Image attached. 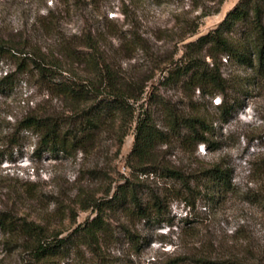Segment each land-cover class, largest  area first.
I'll use <instances>...</instances> for the list:
<instances>
[{"label":"rangeland","instance_id":"1","mask_svg":"<svg viewBox=\"0 0 264 264\" xmlns=\"http://www.w3.org/2000/svg\"><path fill=\"white\" fill-rule=\"evenodd\" d=\"M240 1L0 0V44L47 57L87 81L92 75L64 58L62 48L86 51L85 44L95 42L129 89L136 94L142 89L138 101H129L135 114L149 112L167 133V143H156L142 165L132 157L135 124L120 119L103 124L91 141L68 154H35L36 137L19 130V122L31 114L68 117V105L52 100L33 70H17L23 54L0 57V78L4 72L15 75L13 87L0 91V211L14 215L19 226L25 221L39 226L48 239L63 238L92 221L97 204L127 179L144 184L145 200L151 194L164 197L171 223L157 226L103 210L98 214L107 230L97 248L79 245L60 259L40 262L32 257L26 234L4 235L0 229V264H167L174 259L264 264V76L226 57L216 62L236 104L226 122L217 108L220 96H202L168 80L171 70L192 59L211 67L206 47L195 50L193 43L217 28ZM238 32L236 27L233 36ZM168 114L206 118L214 127V149L181 144L167 129ZM16 138L19 143H12ZM214 164L232 170L236 193L212 202L194 175ZM148 167L155 173L139 171ZM167 170L190 181L192 196H176L180 185ZM245 194L260 199L250 203ZM127 232L137 238L138 248Z\"/></svg>","mask_w":264,"mask_h":264},{"label":"trees","instance_id":"2","mask_svg":"<svg viewBox=\"0 0 264 264\" xmlns=\"http://www.w3.org/2000/svg\"><path fill=\"white\" fill-rule=\"evenodd\" d=\"M152 1L157 4L166 2ZM122 15H125V12ZM236 27H239V32L233 36ZM85 45L86 51L64 46L62 53L64 58L84 65L87 73L92 75V79L87 81L70 76L69 71L61 64L47 57L17 52L15 48L0 44V57L18 59L16 53L23 54L17 64V70L24 72L33 70L46 86L49 97L65 102L70 113L68 117L60 116L59 113L48 116L27 115L19 122L18 128L35 135L36 144L33 148L35 154L45 152L68 154L91 141L101 130L102 125L109 120L120 119L127 121L129 125L134 123L132 157L142 165V162L151 156L156 143H167V133L156 127L149 112L141 110L135 114V109L129 104L130 100H139L142 89L137 94L130 90L107 62L95 42H87ZM193 46L195 50L206 47L205 56L212 61L211 67L205 63L199 65L198 60L192 59L188 64L176 66L171 70L168 80L173 83L183 82L186 88L197 90L202 96L212 99L220 96L221 102L217 108L220 110L221 120L226 122L236 104L228 95L230 88L220 74L216 62L221 57H226V61L251 69L256 75L264 76V0H241L217 28L199 37ZM14 77V73L4 72V76L0 78L1 92L13 87ZM238 91H242V88ZM151 98L150 96L149 99ZM166 126L170 134L183 145H193L195 149L198 145H204L208 151L214 149L211 147L214 142L210 139L214 135V127L206 118L198 115L182 118L168 114ZM19 140L13 139L12 143L18 144ZM139 171L144 175H152L156 170L148 167L140 168ZM166 174L180 185L176 191L177 197L181 198L184 194L192 196L194 191L189 186L190 181L182 173L167 170ZM194 179L203 187L204 197L209 201L213 202L236 193L233 172L222 164H214L195 174ZM143 186L144 184L126 179L123 184L116 187L109 198L97 204L98 211L96 210V217L92 221L79 225L73 233L63 238L55 236L48 239L39 226L26 221L19 226L14 215L2 211L0 229L4 235L21 232L26 234L31 240L29 250L32 257L40 262L60 259L79 245L97 248L107 230L105 222L98 214L103 210L122 211L128 217H136L157 226L162 222L171 224L166 218L167 200L157 194H151L150 198L145 200L142 194ZM245 196L250 203L260 199L254 194ZM127 233L130 239H133L135 248H138L140 243L137 238ZM167 264L187 263L181 259H174Z\"/></svg>","mask_w":264,"mask_h":264}]
</instances>
